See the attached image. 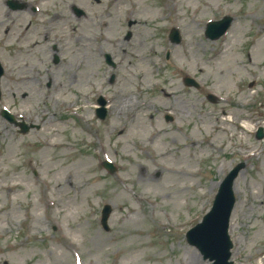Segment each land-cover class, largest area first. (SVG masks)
Masks as SVG:
<instances>
[{
    "label": "rangeland",
    "instance_id": "obj_1",
    "mask_svg": "<svg viewBox=\"0 0 264 264\" xmlns=\"http://www.w3.org/2000/svg\"><path fill=\"white\" fill-rule=\"evenodd\" d=\"M5 1L0 264H211L186 233L242 161L231 259L264 264V0H24L18 11ZM225 15L226 35L208 39L206 23ZM15 17L24 29L13 35ZM124 96L129 112L115 109ZM3 107L36 126L21 133Z\"/></svg>",
    "mask_w": 264,
    "mask_h": 264
},
{
    "label": "water",
    "instance_id": "obj_2",
    "mask_svg": "<svg viewBox=\"0 0 264 264\" xmlns=\"http://www.w3.org/2000/svg\"><path fill=\"white\" fill-rule=\"evenodd\" d=\"M230 21L231 19L227 17L221 21L210 23L207 35L212 39L219 37L229 27ZM171 39L179 41L176 30L171 32ZM186 83L193 84L190 79H186ZM8 118L13 120L10 117ZM26 130H28V127L23 125V131ZM107 167L112 169L110 165H107ZM233 178V174L227 178L217 195L212 211L205 217L203 223L198 224L188 233L189 241L197 245L206 257L215 259L216 262L214 264H232V262H228L231 243L227 230L230 213L234 204L231 188ZM109 211L110 208L107 207L103 218L104 223Z\"/></svg>",
    "mask_w": 264,
    "mask_h": 264
},
{
    "label": "bare ground",
    "instance_id": "obj_3",
    "mask_svg": "<svg viewBox=\"0 0 264 264\" xmlns=\"http://www.w3.org/2000/svg\"><path fill=\"white\" fill-rule=\"evenodd\" d=\"M1 5H2V3H0ZM110 14V13H109ZM25 78V77H24ZM163 94H165L166 93V91H165V89H163ZM126 103H128V96H124L123 98H121L119 101H118V104L119 105H121L119 108L118 107H116L115 109L116 110H125V112H129V111H131V110H133L135 107H131V106H129V108H127L126 106H128ZM140 103H143V101H141V102H139L138 104H140ZM133 104V103H132ZM134 105V104H133ZM118 106V105H117ZM124 108H126V109H124ZM243 122V124H242V126L243 127H245L246 129H248L249 130V128H250V124H246L245 125V123L246 122H244V121H242ZM159 137V136H158ZM159 139V138H158ZM158 139H156L155 141H154V143L155 144H157V142H158ZM195 145V143L193 142V146ZM208 145H211V144H208ZM174 173H176L177 175L180 173V171H179V169H177L176 171H174ZM172 187V186H171ZM8 188L9 189H14L15 188V185H9L8 186ZM187 259H189V257L187 258ZM190 260H194V259H192V258H190ZM122 264V263H121ZM190 264H193V263H190Z\"/></svg>",
    "mask_w": 264,
    "mask_h": 264
}]
</instances>
